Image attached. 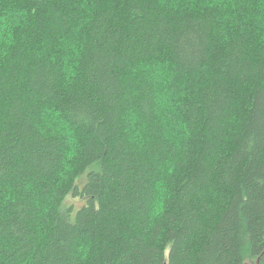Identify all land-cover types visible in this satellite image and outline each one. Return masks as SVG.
<instances>
[{
	"label": "trees",
	"instance_id": "trees-1",
	"mask_svg": "<svg viewBox=\"0 0 264 264\" xmlns=\"http://www.w3.org/2000/svg\"><path fill=\"white\" fill-rule=\"evenodd\" d=\"M262 255L264 0H0V264Z\"/></svg>",
	"mask_w": 264,
	"mask_h": 264
},
{
	"label": "rangeland",
	"instance_id": "rangeland-1",
	"mask_svg": "<svg viewBox=\"0 0 264 264\" xmlns=\"http://www.w3.org/2000/svg\"><path fill=\"white\" fill-rule=\"evenodd\" d=\"M181 1H183V0H181ZM184 1L189 2V0H184ZM28 12L30 13V11H28ZM6 17H7V15L3 16V18H6ZM20 17L21 16L19 14H15L12 16V18L14 20H16L17 18H20ZM71 41L72 40H71L70 36L69 37L66 36L64 42L66 44H69ZM166 79H167V77L163 71H157L155 76H154V80L156 81V84L158 86L159 95L161 96V99H162L161 103L159 104L161 109L165 108V105L163 102H164L165 97H168L167 95L163 94V92H162V85ZM176 104L178 105V102H176ZM163 111H164V112H162L163 123L166 125V132H167L166 136H168L170 138L178 139L179 137L177 134L179 132V126H180V124L182 125V123L180 121L178 110L176 109L175 104L168 102L166 105V109ZM46 119H48L47 116H46ZM62 125H63V122H59V124L57 125V128L62 129L61 128ZM66 132H69V131H66ZM71 144H72V146L74 145L73 138H72Z\"/></svg>",
	"mask_w": 264,
	"mask_h": 264
},
{
	"label": "water",
	"instance_id": "water-1",
	"mask_svg": "<svg viewBox=\"0 0 264 264\" xmlns=\"http://www.w3.org/2000/svg\"><path fill=\"white\" fill-rule=\"evenodd\" d=\"M260 263H261V258H258L255 264H260ZM247 264H253V263H247Z\"/></svg>",
	"mask_w": 264,
	"mask_h": 264
},
{
	"label": "bare ground",
	"instance_id": "bare-ground-1",
	"mask_svg": "<svg viewBox=\"0 0 264 264\" xmlns=\"http://www.w3.org/2000/svg\"><path fill=\"white\" fill-rule=\"evenodd\" d=\"M260 258H261V261H262V260L264 259V255H263V256H261ZM245 264H247V263H245ZM260 264H261V263H260Z\"/></svg>",
	"mask_w": 264,
	"mask_h": 264
}]
</instances>
